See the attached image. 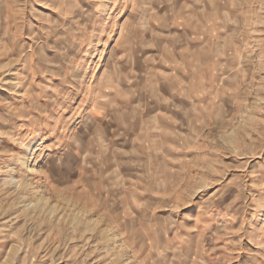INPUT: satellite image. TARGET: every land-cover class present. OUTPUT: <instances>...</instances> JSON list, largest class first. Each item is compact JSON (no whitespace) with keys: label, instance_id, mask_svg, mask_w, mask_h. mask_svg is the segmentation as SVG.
I'll return each mask as SVG.
<instances>
[{"label":"rangeland","instance_id":"rangeland-1","mask_svg":"<svg viewBox=\"0 0 264 264\" xmlns=\"http://www.w3.org/2000/svg\"><path fill=\"white\" fill-rule=\"evenodd\" d=\"M0 264H264V0H0Z\"/></svg>","mask_w":264,"mask_h":264},{"label":"bare ground","instance_id":"bare-ground-1","mask_svg":"<svg viewBox=\"0 0 264 264\" xmlns=\"http://www.w3.org/2000/svg\"><path fill=\"white\" fill-rule=\"evenodd\" d=\"M28 168H29L30 171H33L34 170V168H32V167H28ZM40 198H42V197H40ZM42 205H43V203H42Z\"/></svg>","mask_w":264,"mask_h":264},{"label":"crops","instance_id":"crops-1","mask_svg":"<svg viewBox=\"0 0 264 264\" xmlns=\"http://www.w3.org/2000/svg\"><path fill=\"white\" fill-rule=\"evenodd\" d=\"M169 81V80H168Z\"/></svg>","mask_w":264,"mask_h":264}]
</instances>
